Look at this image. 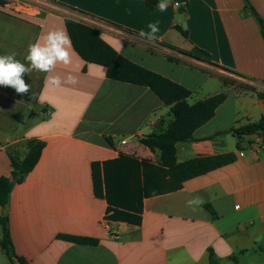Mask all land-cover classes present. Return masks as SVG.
<instances>
[{"label":"crops","instance_id":"obj_1","mask_svg":"<svg viewBox=\"0 0 264 264\" xmlns=\"http://www.w3.org/2000/svg\"><path fill=\"white\" fill-rule=\"evenodd\" d=\"M53 1L0 7V55L14 52L27 64L29 44L52 29L67 31L68 19L83 21L122 56L190 90V104L225 93L215 117L178 143L177 162L230 153L236 161L184 183L148 185L140 226L107 222L92 163L121 154L158 163L160 151L140 141L173 116L149 88L108 79L105 67L85 62L72 46L71 64L53 74L70 73L76 85L50 86L45 73L32 71L23 77L28 94L0 86V178L11 176L10 156L24 159L31 140L46 144L9 205L0 206L18 257L27 264H211L213 255L220 264H264V131L233 132L264 119V0H168L164 12L145 0ZM149 23L159 27L153 40L141 35ZM196 196L205 203L193 211L186 202ZM0 264H12L1 246Z\"/></svg>","mask_w":264,"mask_h":264},{"label":"trees","instance_id":"obj_2","mask_svg":"<svg viewBox=\"0 0 264 264\" xmlns=\"http://www.w3.org/2000/svg\"><path fill=\"white\" fill-rule=\"evenodd\" d=\"M145 1L152 10H157L156 5L160 2V0ZM6 4V0H0V7H4ZM66 28L75 52L85 62L105 67L107 77L110 80L149 88L165 106L171 108L173 116V121L169 123L166 129L151 134L140 141L152 152L160 151L161 156L158 163L125 154H121L116 159L92 163L94 194L97 198L107 202L106 220L108 222L140 226L148 185L164 182L168 179L184 183L236 161V155L230 153L195 158L184 163L177 162L178 143L191 140L196 130L215 117L217 109L227 99L225 93L190 104L189 100L192 97L190 90L119 54L101 38L100 31L96 27L77 19H68ZM177 29L184 36L187 35L181 28L177 27ZM169 49L188 56L183 51L172 47ZM222 80L226 85L235 84L234 81L225 77H222ZM239 86L254 90L248 85L241 84ZM258 95L264 100V91ZM263 131L264 119L233 132L241 137ZM45 146L43 141L31 140L28 143V152L24 159L10 156L11 176L0 178V206L7 207L9 205L14 187L23 183L35 169ZM206 208L214 218H217L211 207L206 206ZM0 227L3 228V240L0 246L10 262L15 264L13 259L18 258L21 264H27L24 259L16 254L8 216L0 217ZM58 239L78 245L96 246L98 244L97 240L86 237L60 235ZM210 262L211 264H220L213 255L210 257Z\"/></svg>","mask_w":264,"mask_h":264},{"label":"clouds","instance_id":"obj_3","mask_svg":"<svg viewBox=\"0 0 264 264\" xmlns=\"http://www.w3.org/2000/svg\"><path fill=\"white\" fill-rule=\"evenodd\" d=\"M156 7L161 12L166 11L168 0H160ZM147 27L150 31L148 33L142 31L141 35H146L149 40H153L155 34L159 32L158 24L149 23ZM71 48L72 41L67 31L55 28L28 45L27 55L24 57L27 64L16 59L14 52L0 55V86L10 87L17 94H28L31 86L25 82L23 77L32 71L45 73V83L50 86L62 88L76 85L78 80L70 73L64 77L53 74L58 64L65 66L71 64ZM102 75H106L103 70ZM186 203L188 207L196 211L205 201L202 197L196 196Z\"/></svg>","mask_w":264,"mask_h":264},{"label":"built area","instance_id":"obj_4","mask_svg":"<svg viewBox=\"0 0 264 264\" xmlns=\"http://www.w3.org/2000/svg\"><path fill=\"white\" fill-rule=\"evenodd\" d=\"M28 1H37V2H40V3H43L45 5H52L54 3L53 0H28ZM7 2V1H6ZM185 4L184 3H176V6L179 7V6H184ZM107 221V220H106ZM108 222V221H107ZM106 222V224H107Z\"/></svg>","mask_w":264,"mask_h":264},{"label":"rangeland","instance_id":"obj_5","mask_svg":"<svg viewBox=\"0 0 264 264\" xmlns=\"http://www.w3.org/2000/svg\"><path fill=\"white\" fill-rule=\"evenodd\" d=\"M6 1L9 5H13L14 3H23V2H24V4H29V2L27 0H6ZM33 3L37 4V5L40 4V2H37V1H34Z\"/></svg>","mask_w":264,"mask_h":264},{"label":"water","instance_id":"obj_6","mask_svg":"<svg viewBox=\"0 0 264 264\" xmlns=\"http://www.w3.org/2000/svg\"><path fill=\"white\" fill-rule=\"evenodd\" d=\"M13 261H14L15 264H21L20 261L18 260V258H14Z\"/></svg>","mask_w":264,"mask_h":264}]
</instances>
